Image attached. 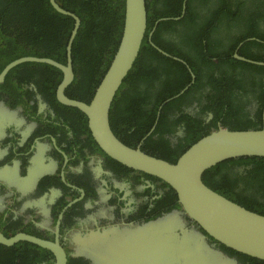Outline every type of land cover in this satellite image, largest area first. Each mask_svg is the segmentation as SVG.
<instances>
[{"label": "flooded vegetation", "instance_id": "flooded-vegetation-1", "mask_svg": "<svg viewBox=\"0 0 264 264\" xmlns=\"http://www.w3.org/2000/svg\"><path fill=\"white\" fill-rule=\"evenodd\" d=\"M188 1L182 0L181 14L176 17L153 20L147 35L150 46L155 45L152 38L159 23L176 22L188 14ZM159 6L153 12L169 8L172 14L178 10L174 3L165 8ZM189 9L196 16L198 26L204 29L211 24L214 26L210 30L211 52L226 51L230 56L223 60H232L218 64L213 58L214 62L203 69V81L212 74L211 71L216 77L225 75L232 84V98L240 100L245 94L241 90H244L247 93L243 99L249 100L246 109L257 106V97L252 94L254 90L262 92L258 85L264 83V75L251 72L240 64H258L257 60L241 55L240 50L250 42L249 39L260 44L264 41L246 38L240 42L238 39L244 34L264 36V0H192ZM162 19L165 20L159 21ZM190 19L159 31L157 39L166 49L179 51L197 61L194 50L197 43L185 46L180 39ZM212 40L219 46V51ZM0 41L3 44L5 40L0 38ZM75 41L76 37L73 44ZM23 44L27 47V40ZM155 46L167 54L165 56L151 46L162 56L171 60L177 58ZM104 48L100 49L97 41L81 40L76 44L72 56L73 78L63 92L67 99L90 103L106 72L107 50L103 51ZM247 50L251 55L264 56V47L260 45H252ZM43 51L45 53L41 54L54 55L49 47ZM12 53H0V62L3 63L6 60L3 58ZM21 57L47 58L62 65L67 61L66 53L60 61L34 55L16 59ZM180 60L182 62L174 61L183 64L189 72L187 62ZM62 79L63 73L59 69L29 62L18 70L11 69L0 84V234L7 239L25 234L57 243L66 254V264H255L231 253L207 236L204 239L207 246L205 263L198 261L196 255L189 256L183 251L186 243L183 238L178 240L182 242L181 252H178L181 260L177 259L176 252L169 250L170 235L155 241L152 235L157 230L159 234L173 233L167 228L170 225L176 226L173 231L181 236L178 223L172 221L173 217L179 216L174 211L180 210L177 198L173 200L172 189L157 178L126 168L106 156L93 140L85 114L59 100L57 90ZM190 83L164 100L167 103L160 104L149 128L145 110L141 109L150 107L151 103L134 99L130 84L124 88L121 84L109 110V124L116 138L131 148L144 149L149 136H152L154 147L159 139L167 140L171 148L176 147L178 138L183 136V123L175 134L162 136L153 132L163 106L186 93L194 82ZM158 86L159 83L156 88ZM154 89L155 86L149 98L155 95ZM212 91L209 86L201 88L192 96L191 106L187 107L189 99L183 100L180 106L188 115L209 124L213 115L207 110L203 113L199 102L205 105L206 95ZM127 96L129 100H126ZM179 108L170 111L169 122ZM133 133L140 136L133 141L135 145L130 146L122 138ZM199 231L204 235L202 230ZM0 252H3L0 260L9 264H54L51 252L27 242L20 241L12 246L0 244ZM218 253L231 259L232 263L211 261Z\"/></svg>", "mask_w": 264, "mask_h": 264}, {"label": "trees", "instance_id": "trees-1", "mask_svg": "<svg viewBox=\"0 0 264 264\" xmlns=\"http://www.w3.org/2000/svg\"><path fill=\"white\" fill-rule=\"evenodd\" d=\"M56 1L63 9L74 13L80 19V29L72 47V56L75 54L76 44L79 41H97L100 49L105 47L103 51L107 50L105 72L116 52L121 37L124 0ZM191 1L187 2V15H184L181 20L176 22L164 21L159 23L152 38L155 45L166 53L176 56L183 61L185 60L195 76L194 83L187 89L186 93L177 100L163 106L153 132V134H162V136L168 133L170 135L175 134L176 129L183 123V136L178 138V145L171 148L167 140L159 139L154 147V143L151 140L152 136H149V143L147 142L144 149L141 148L146 154L169 163H175L180 155L193 143L216 130L218 126L229 130H249L260 129L262 124L264 83L260 82L258 85L259 88H262L261 93H257L252 89L254 90L252 95L255 98L257 97L258 103L257 106H253L248 110L246 106L249 104V100L243 99L247 92L241 90L245 94L240 100L232 98L230 89L232 84H230L227 76L216 77L213 71H211L210 73L212 74L206 77L207 80L203 81L204 67H208L214 60L218 64L228 63L232 60H223L225 57L230 56L226 51L219 54L211 52L210 30L214 29V26L211 24L208 29H204L196 24V16L194 17L189 9ZM170 3H174L177 6L178 10L174 13L171 14L169 8L159 13L153 12V9H156L158 4H160V8H165ZM181 3L182 0H145L146 33L138 57L122 84V88L130 84L131 91L134 93V99L145 102L149 101L151 103L150 107L141 109V111L145 110L148 128L149 125H153L160 104L167 98L177 94L181 88L191 81V76L183 64L162 56L147 41V35L153 26V20L159 17H176L181 14ZM189 18L191 19L187 23V29L182 31L183 35L180 36V39L185 46L197 43L194 46L198 58L197 61H194L190 56H184L179 51L166 49L157 39L159 31L171 29L172 26L183 23ZM72 26L73 20L55 12L49 0H0V38L5 40L3 44L0 43V53L13 52L7 58H3L6 59L3 63L0 62V71L7 63L15 61L17 57L24 55L48 56L60 61L66 53L65 47ZM246 38H258L260 41H264V36L254 34H244L238 41L242 42ZM25 40H27V47L31 48H27L23 44ZM38 45L41 48H38ZM46 45L54 51V55L41 54L45 53L43 49L48 48ZM252 45L264 47V44H260L259 42H246L242 46L240 54L251 60L255 59L258 62H263L264 56H254L248 53L247 49ZM214 46L218 50L219 46L215 44ZM245 47L247 52L244 50ZM213 58L215 59L212 60ZM240 64L244 68L250 69L251 72L257 71V73L260 72V74L264 75V67L262 66ZM23 66L24 64L19 65L15 69L18 70ZM157 83H159V86L156 88ZM154 86L155 95L149 98V93ZM208 86L213 91L211 94L206 95V104L200 103L198 98H196L199 106L202 107V112L204 113V110H207L213 115L209 124H203L199 119L185 113L183 107H181L183 105V103L181 105V102L189 99L190 102L187 107L191 106L193 103L192 96L201 88ZM140 87H143V89L141 90ZM126 94L127 91L124 93V96ZM126 100H129L128 96ZM178 106L180 108L169 122L168 116L170 115V111L178 108ZM139 136V134L133 133L131 136H125L122 139L132 146L135 145L132 144L133 141ZM202 181L213 191L241 205L246 210L264 215V158L247 157L224 161L207 170L202 176ZM163 185L166 186L165 183ZM171 192L174 197L173 200H175L176 195L172 190ZM230 252L255 264H264L262 261L248 258L233 251ZM2 253L0 252V255ZM0 264L9 263L0 260Z\"/></svg>", "mask_w": 264, "mask_h": 264}, {"label": "water", "instance_id": "water-1", "mask_svg": "<svg viewBox=\"0 0 264 264\" xmlns=\"http://www.w3.org/2000/svg\"><path fill=\"white\" fill-rule=\"evenodd\" d=\"M49 3L54 11L73 19V27L66 47V65L47 58L21 57L5 66L0 73V84L11 69L24 63H43L62 71L63 79L58 86V98L62 103L75 107L85 114L90 134L99 149L126 168L157 178L175 193L180 210L174 213L180 217H173L172 221L174 224L178 223L181 236L173 231L177 229L176 226L170 225L167 228L173 233L159 234L157 230L152 237L157 241L170 235L169 250L172 253L176 252L177 259H180L178 252L181 251L182 244L178 240L183 238L186 241L183 251L189 256L196 255L198 261L205 263L207 246L204 239L207 236L227 250L264 262V215L246 210L213 191L202 181V176L207 170L224 161L247 157L264 158V106L260 129L229 130L218 126L216 130L193 143L175 163L150 156L142 152L140 147H128L112 132L109 110L117 90L138 57L146 33L145 0H124L123 26L118 47L89 104L67 99L63 94L73 78L72 44L80 27V19L72 12L63 9L56 0H49ZM163 20L165 19L159 21ZM151 46L163 53L154 44ZM174 60L182 62L177 58ZM257 66H264V63L258 62ZM189 72L190 84H192L194 75L191 70ZM198 229L202 230L204 235ZM20 241L51 252L54 256V264H66V254L57 243L25 234H18L8 239L0 234V244L4 246H12ZM182 258L185 260L183 252ZM211 261L232 263L231 259L220 253Z\"/></svg>", "mask_w": 264, "mask_h": 264}, {"label": "bare ground", "instance_id": "bare-ground-1", "mask_svg": "<svg viewBox=\"0 0 264 264\" xmlns=\"http://www.w3.org/2000/svg\"><path fill=\"white\" fill-rule=\"evenodd\" d=\"M182 248H183V247H182ZM183 249H184V248H183ZM180 252H181V251H180ZM151 253H152V252H151ZM159 254H160V253H159ZM147 255H148V254H147ZM150 255H152V254H150ZM175 255H176V254H175ZM145 257H146V256H145ZM145 257H144V258H145ZM148 258H149V257H148ZM142 260H143V258H142Z\"/></svg>", "mask_w": 264, "mask_h": 264}, {"label": "clouds", "instance_id": "clouds-1", "mask_svg": "<svg viewBox=\"0 0 264 264\" xmlns=\"http://www.w3.org/2000/svg\"><path fill=\"white\" fill-rule=\"evenodd\" d=\"M57 2V1H56ZM146 7V6H145ZM56 12V11H55ZM70 12V11H69ZM74 14V13H73ZM61 15V14H60Z\"/></svg>", "mask_w": 264, "mask_h": 264}]
</instances>
